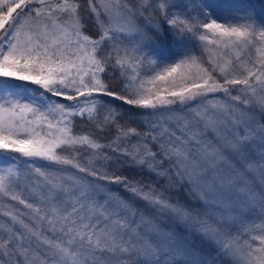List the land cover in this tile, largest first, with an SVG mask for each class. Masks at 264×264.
Returning a JSON list of instances; mask_svg holds the SVG:
<instances>
[{
	"label": "rangeland",
	"instance_id": "374dc122",
	"mask_svg": "<svg viewBox=\"0 0 264 264\" xmlns=\"http://www.w3.org/2000/svg\"><path fill=\"white\" fill-rule=\"evenodd\" d=\"M18 2L0 0V75L93 94L0 84V210L30 230L12 251L32 264H90L79 246L117 255L111 264H264V71L207 92L264 61V0L81 1L96 38L71 17L8 21ZM100 59L118 84L98 78ZM67 115L110 131L83 140ZM95 145H115L155 187L123 173L111 184ZM63 146L76 149L54 160ZM12 151L39 156L22 164Z\"/></svg>",
	"mask_w": 264,
	"mask_h": 264
},
{
	"label": "trees",
	"instance_id": "16d2710c",
	"mask_svg": "<svg viewBox=\"0 0 264 264\" xmlns=\"http://www.w3.org/2000/svg\"><path fill=\"white\" fill-rule=\"evenodd\" d=\"M81 1L86 0H19L16 7L13 9L12 13L9 16V20L11 21L15 18H19L21 20L24 19H34L36 18H45L50 15H58L59 18H63V20L68 19L71 17L70 20L76 24L77 31L82 34L84 37L88 38H96L100 35L99 33V25L94 22L92 17L86 12L82 10ZM118 20L111 23L108 29H113L115 25H118ZM251 56V54H250ZM252 71L242 76L239 80H234L226 84H221L218 86H211L207 89V92H222L227 93L229 91L236 90L238 87L241 88H248L251 86V83L254 81L255 77L264 71V61L259 63L258 65L252 67ZM96 71L98 78L106 84L108 87L113 85L111 84H118L120 82V76L118 74V68L112 66L111 64L107 63V60L100 59V61L96 65ZM5 83H18L28 85L37 89L40 93H43L47 98L52 99L55 98L57 100H69L72 98H78L82 96H86L89 94H93L91 91H82L78 94H74L71 96H61L59 94L54 93L51 89H49V84L46 83H35V82H28L22 81L21 79L0 75V84ZM246 91V90H245ZM106 95V92H104ZM107 96V95H106ZM108 97V96H107ZM67 123L72 128L73 132L76 133L79 138L83 140L87 139H96V137H100L99 134L101 132L110 131L107 125L100 124V128L94 129V134L90 133L91 131L83 128L81 125L84 123L83 118L78 117L76 115H67ZM93 130V131H94ZM90 133V134H89ZM89 134V135H88ZM82 143L80 148L88 149ZM68 149H76L75 147H66L63 146L62 148L56 149L55 153L53 154L54 160H59L63 156V152ZM13 156L17 157V159L22 163L26 164L29 158H38L39 154H30L23 151H12ZM95 162L97 166L103 169H109L114 175L109 176L107 181L111 184H117V181H114V177L118 176L119 174L123 173L124 179L126 181H131L135 183L140 177L144 176V180L142 184L148 183L155 187L156 179L153 177L148 178L147 170L138 169L136 168V162L134 160H129L121 156L117 151L114 145V149L105 150L103 153L99 150V146L95 145ZM135 167V168H133ZM128 184V183H127ZM126 184V185H127ZM117 188L121 191L126 192L131 198L140 200L141 202H145L143 198H141L137 192L135 193L132 189L127 190L119 185H116ZM178 191V190H177ZM0 223L1 226V236H0V256H13L18 264H32L29 262L28 256H21L18 253L12 251L13 248L10 246V240L14 242L21 241L27 238L28 233L30 232L29 228L26 226L25 222L18 218L8 217L6 212L0 210ZM59 236V235H57ZM80 247V252H84L85 255L90 256L89 262L90 264H111L112 256H117L115 254L109 253L107 256H104L99 250H94L93 248H83ZM103 252H109L108 249H103ZM109 256V257H108ZM81 257V256H79ZM117 261H123L122 258H116Z\"/></svg>",
	"mask_w": 264,
	"mask_h": 264
}]
</instances>
